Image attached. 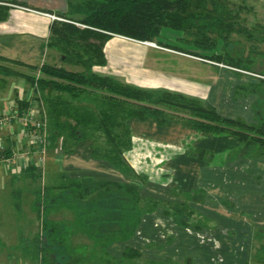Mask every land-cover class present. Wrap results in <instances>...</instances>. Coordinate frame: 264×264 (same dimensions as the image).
Masks as SVG:
<instances>
[{"label": "trees", "instance_id": "16d2710c", "mask_svg": "<svg viewBox=\"0 0 264 264\" xmlns=\"http://www.w3.org/2000/svg\"><path fill=\"white\" fill-rule=\"evenodd\" d=\"M71 14H60L68 22L56 21L51 27L45 46L61 56L63 64L78 67L71 71L64 67L44 63L40 67L27 66L0 58L31 71H41L36 78L20 71L0 66V72L10 76L26 78L34 86L35 97L42 104L48 119L47 148L60 146L65 153H72L79 146H88L96 159H103L133 180L144 184L151 181L140 173L129 160L134 151V137L129 124L132 120L153 121L159 128L178 124L190 131L208 136H228L237 140L240 148L233 150L237 158L264 157V70L259 73L256 65L263 63L264 24L247 25L244 14H251L254 8L244 0L237 5L233 0H67ZM2 4H16L28 7L15 0H0V21L8 16V9ZM164 29L182 34L179 41L206 52L210 56L189 54L181 50L157 44L159 47L175 50L203 58L207 61L230 66L244 73H254L261 78L237 86L235 100L254 96L252 112L254 121L242 118L223 117L218 110L202 101L180 93L166 90H147L124 84L109 75H102L96 68H105L108 59L106 45L115 36L141 43H156ZM245 36L252 44L247 46L235 37ZM222 44V51H215ZM234 50L233 47H238ZM249 52V53H248ZM241 76V74H238ZM208 153V154H207ZM198 160L213 161L214 155L201 149L192 154ZM33 170V169H32ZM40 181L41 173L35 174ZM36 194L33 211L44 218L46 238L51 243L65 245L64 223L54 226L52 234L48 213L53 207L59 209L72 206L78 217L94 216L100 211V246L109 235L128 241L133 239L143 219V200L138 185L123 186L109 181L85 179L73 182L65 175L58 186L46 188ZM201 191L191 199L202 200ZM21 192L14 197L18 208ZM100 203V210L99 205ZM88 214H81V206ZM158 206V202L146 201V205ZM55 209V208H54ZM177 209V208H176ZM176 209L174 212L176 213ZM186 209V208H185ZM175 216V214H174ZM92 220L81 226L83 233L90 235ZM186 227V222L179 223ZM91 236V235H90ZM125 241V242H126ZM109 243V242H108ZM43 241L34 240L31 246L42 253V262L47 264ZM138 250L127 248L125 259L140 256ZM258 261L264 262V245L256 253Z\"/></svg>", "mask_w": 264, "mask_h": 264}, {"label": "crops", "instance_id": "0c3cea01", "mask_svg": "<svg viewBox=\"0 0 264 264\" xmlns=\"http://www.w3.org/2000/svg\"><path fill=\"white\" fill-rule=\"evenodd\" d=\"M15 1L28 7L2 4L8 9V16L0 21V58L34 67L50 64L45 46L56 21L49 15L71 14L68 1ZM113 39L105 48L108 65L107 47ZM123 39L156 47L154 43ZM0 66L14 67L16 71L24 69L1 61ZM142 89L180 93L217 109L213 103H207L203 97L194 96L190 91L168 86ZM234 95L235 92L234 102L250 97L235 100ZM35 96L34 86L28 80L0 72V264H44L42 253H37L31 246L36 238L43 241L40 246L46 250L47 264H252V258L257 260V264H264L256 257L264 245V206H250L249 201H254L255 197L248 189L241 191L242 187H231L239 192L238 195L226 186L214 190L195 184L188 189L169 188L172 186L168 183L158 185L153 181L142 184L118 171L110 162L94 158L93 150L88 146H79L72 153H65L57 146L48 149L41 161L38 148L30 143L28 131L31 129L25 122ZM237 118L245 120L243 117L230 119ZM210 153L214 155V162L217 155ZM192 154L189 155L191 159L210 162L208 159L198 160ZM227 158V164L264 159L232 155ZM39 172L42 176L40 181L35 178ZM63 175L73 182L92 179L123 186L138 185L143 200V219L134 238L126 241L109 235L100 246V241L105 240L104 236L100 239V211L94 216L79 218L77 209L72 206L53 207L47 218L49 233L52 234L54 226L59 223H64L68 229L64 230L65 245L58 247L51 243L52 237L48 240L45 236L44 218L37 217L33 204L38 192L44 194L46 188L58 186ZM18 191L21 192L20 208L14 197ZM196 191L203 193L202 200L191 199ZM230 196L237 201L233 202ZM148 200L158 202V206H147ZM98 206L100 210V203ZM81 207L80 213L88 214L87 207H93V204ZM173 208H177L176 213ZM90 220L95 222L89 228L91 236L81 231V226ZM183 222H186V227L180 226L179 223ZM255 241L261 244L254 253ZM127 248L138 250L140 256L125 259L123 253Z\"/></svg>", "mask_w": 264, "mask_h": 264}, {"label": "rangeland", "instance_id": "374dc122", "mask_svg": "<svg viewBox=\"0 0 264 264\" xmlns=\"http://www.w3.org/2000/svg\"><path fill=\"white\" fill-rule=\"evenodd\" d=\"M233 1L240 5L244 0ZM245 1L254 8L253 13L244 14L247 25L264 24V0ZM180 38L182 34L164 29L162 37L155 43L156 47H151L114 37L107 47L109 65L100 68L97 72L136 87L168 86L181 91H190L194 96L203 97L207 103H213L223 116L243 117L247 122L252 123L254 114L251 108L257 98L250 96L246 100L234 102L233 94L237 86L256 82L254 79L261 77L191 56L189 54L198 53L205 57L212 53L198 50L186 42L179 41ZM235 38L244 43L247 48L252 44L244 35ZM157 44L189 54L162 48ZM239 47H233V49L237 50ZM261 50L264 52V44ZM221 51L220 43L215 52ZM46 55L52 65L71 71H81L78 67L63 64L61 56L54 50H48ZM256 67L258 73L263 71L264 61ZM7 68L15 72L17 70L14 67ZM21 70L19 71L36 78L42 76L41 71L34 72L26 68ZM129 124L134 137V151L129 153V160L140 173L147 175L155 184L168 183L172 186L169 188L185 189L192 188L195 184V186H205L207 189L214 190L226 186L238 195L239 192L232 188L242 187V190L237 189L241 191L248 189V192L255 197L254 201H249L250 206H256V204L259 207L264 206V199L261 198V193L264 192V159L227 164V157L233 150L240 148L239 142L234 138L199 134L173 123L164 128H159L153 121L143 123L132 120ZM201 149L214 153L217 159L214 162L210 161L212 162L210 164V162L205 163L189 157L191 153ZM230 198L233 202L237 201L232 196ZM259 243L254 242V253L260 247L261 243ZM251 263L257 264V260L252 258Z\"/></svg>", "mask_w": 264, "mask_h": 264}, {"label": "built area", "instance_id": "2783aa9c", "mask_svg": "<svg viewBox=\"0 0 264 264\" xmlns=\"http://www.w3.org/2000/svg\"><path fill=\"white\" fill-rule=\"evenodd\" d=\"M49 17L53 21L58 22H68V20L56 17V16H50ZM150 44V43H146ZM25 122L27 126H30V131H28V136L30 138V143H32L33 146H36L38 148V152L41 155V161H43L44 156L46 155V152L48 150L47 148V136H48V119L45 114V112L42 109V104L39 101L38 98L34 97L31 106L29 107V110L25 116Z\"/></svg>", "mask_w": 264, "mask_h": 264}, {"label": "bare ground", "instance_id": "6f19581e", "mask_svg": "<svg viewBox=\"0 0 264 264\" xmlns=\"http://www.w3.org/2000/svg\"><path fill=\"white\" fill-rule=\"evenodd\" d=\"M153 45V44H152Z\"/></svg>", "mask_w": 264, "mask_h": 264}]
</instances>
